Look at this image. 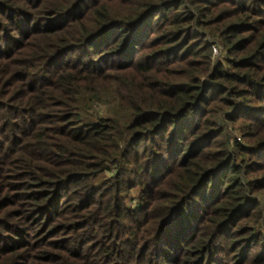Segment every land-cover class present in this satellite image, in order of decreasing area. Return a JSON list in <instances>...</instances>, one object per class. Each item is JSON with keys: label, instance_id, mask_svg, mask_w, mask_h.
Here are the masks:
<instances>
[{"label": "trees", "instance_id": "1", "mask_svg": "<svg viewBox=\"0 0 264 264\" xmlns=\"http://www.w3.org/2000/svg\"><path fill=\"white\" fill-rule=\"evenodd\" d=\"M0 264H264V0H0Z\"/></svg>", "mask_w": 264, "mask_h": 264}, {"label": "built area", "instance_id": "2", "mask_svg": "<svg viewBox=\"0 0 264 264\" xmlns=\"http://www.w3.org/2000/svg\"><path fill=\"white\" fill-rule=\"evenodd\" d=\"M220 52L219 47L217 45L214 46V54L218 55Z\"/></svg>", "mask_w": 264, "mask_h": 264}]
</instances>
